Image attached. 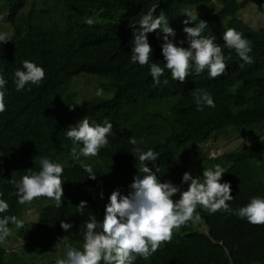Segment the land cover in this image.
Listing matches in <instances>:
<instances>
[{
  "label": "trees",
  "instance_id": "16d2710c",
  "mask_svg": "<svg viewBox=\"0 0 264 264\" xmlns=\"http://www.w3.org/2000/svg\"><path fill=\"white\" fill-rule=\"evenodd\" d=\"M250 4L264 13V0H0L4 18H0V30L9 39L0 49V74L7 81L5 108L0 112V199L9 206L0 217L20 219L23 212L33 210L36 222L19 229L8 226L15 241L45 248L42 256H33L0 245V264H38L39 260L54 264L63 257L65 244L82 250V225L90 214L103 219L108 197L119 185L111 173L120 170L121 178H128L140 164L132 155L130 137L136 139L135 147L158 154L159 168L147 167L157 170L161 182L170 181L181 191L187 189L179 186L181 177L198 161L201 141L219 136L246 138L248 143L241 142L237 152L227 156L232 166L221 179L231 186L233 199L227 203L237 209L250 197H264V28L254 30L238 17ZM204 7L207 13H197L194 22L183 23L187 19L183 13L203 12ZM149 8H155L154 16L165 15L175 32L170 39L184 40L185 26L207 22L201 35L215 37L229 57L224 73L214 79L206 71L193 73L180 82L165 70L161 80L167 78L168 83L153 85L148 65L130 62L133 34ZM86 17L93 19L91 26L84 23ZM228 28L251 42L252 63H244L233 50L224 48L222 34ZM160 35L159 29L146 34L153 49L150 62L163 66ZM24 60L41 66L45 75L39 85L27 84L17 91L13 72ZM78 84L91 87L82 95ZM98 88L103 90L100 96L95 95ZM194 89L211 94L215 107L197 111ZM72 91L82 104L77 111L72 110ZM54 116L60 121L75 116L97 123L108 119L113 135L96 156L73 160L71 143L55 136ZM43 143L54 149L46 152L48 146ZM42 157L83 178V193L66 189L60 207L50 199L17 203L12 181L35 171L32 165ZM81 163L92 167L95 179L87 176ZM178 198L179 192L173 199ZM81 201L87 202L82 211L77 208ZM61 221L72 227L62 230ZM160 246L147 259L137 256L134 264H264V223L251 224L229 212L209 213L197 206L193 218L174 229L171 239Z\"/></svg>",
  "mask_w": 264,
  "mask_h": 264
},
{
  "label": "clouds",
  "instance_id": "9594fccd",
  "mask_svg": "<svg viewBox=\"0 0 264 264\" xmlns=\"http://www.w3.org/2000/svg\"><path fill=\"white\" fill-rule=\"evenodd\" d=\"M242 2L244 0H238ZM252 5V4H250ZM154 9L149 8L139 19L140 29L134 32L131 41L130 62L140 66L148 65V70L153 85L168 83L167 78L161 80L167 70L175 81L183 82L186 76L191 74L199 75L206 71L209 78H216L224 73L226 69V57L221 46L214 42L215 37L201 35L208 27L207 22L199 20L194 27L183 28L186 34L184 40L170 39L175 37L174 30L168 25L163 13L154 16ZM244 10V9H243ZM187 19L183 21L187 25L190 21L196 20V15L185 12ZM190 17V18H189ZM1 20L4 19L0 16ZM84 23L91 26L94 21L90 17L84 19ZM159 29L161 55L163 63L150 62L149 57L153 49L147 40V33ZM7 34L0 32L1 43L7 42ZM224 48L233 50L244 63H252L250 53L251 42L242 34L232 28L226 29L222 34ZM182 46V45H185ZM243 65H241L242 67ZM44 70L34 62L24 60L21 67L13 72V83L15 89L20 91L25 85H39L44 78ZM7 81L0 74V112L4 111L5 85ZM102 89H97L95 95H102ZM86 94L87 91H79ZM72 110L77 111L78 104L75 101L72 91ZM193 103L197 111L204 107H215L214 100L206 91L194 89L192 91ZM71 108V107H70ZM56 124L55 136L60 142L67 140L71 143L70 155L73 160H80V157L96 156L97 153L108 145V136L113 135V125L108 119L101 123L89 121L87 116L70 117L69 120L60 121L56 116L51 118ZM222 137V136H219ZM46 139L45 135H42ZM217 137L206 138L199 146L198 161L190 164L181 177L180 187L187 188L181 191L180 188L170 181L161 182L156 171L147 166L158 167V154L151 148L141 150L135 147V138H129V144L133 145L132 155L140 163L133 174L128 178H121L122 171L114 170L119 180L105 205L102 220L89 215L82 225V250H77L70 245H64L63 257H57L54 264H134L137 256L147 259L157 249H161V243L171 239L172 231L193 218L197 206L206 209L209 213L217 211L229 212L240 219H245L251 224L264 223V197L253 196L248 202L237 208H230L228 201L233 199L230 183L221 182L224 173L232 166V161L227 156L236 150L210 155L204 151L203 144L208 140ZM47 144L43 143L42 146ZM47 151L54 147L47 145ZM32 149L39 150L35 144ZM40 151V150H39ZM35 164V165H34ZM32 167L35 171H28L12 181L15 187L17 203H30L34 198L47 202L52 200L57 207L61 206V199L66 195V189H73L80 195L85 189V180L81 177L64 172L61 163L42 157L34 161ZM81 168L89 178L95 179L93 169L90 165L81 163ZM179 179V178H178ZM127 192L126 194L121 193ZM179 192V198L173 199ZM103 199V193L100 194ZM86 201H81L77 206L81 211L86 206ZM8 204L0 199V213L8 210ZM77 209V210H78ZM31 213L36 215L32 220ZM38 220L33 210L22 213L20 219L15 216L0 217V245L5 250H14L13 246L5 247L2 241L8 238L15 241L10 231L9 223L14 224L17 229L24 224L34 223ZM60 227L68 231L72 225L64 221ZM17 242V241H15ZM21 243V242H19ZM29 243V242H22ZM16 251V250H14Z\"/></svg>",
  "mask_w": 264,
  "mask_h": 264
},
{
  "label": "rangeland",
  "instance_id": "374dc122",
  "mask_svg": "<svg viewBox=\"0 0 264 264\" xmlns=\"http://www.w3.org/2000/svg\"><path fill=\"white\" fill-rule=\"evenodd\" d=\"M192 13V12H190ZM197 13H207L206 7L203 8L202 11H197L192 13L196 15ZM238 17L247 25H249L254 30H259L264 28V13H260L257 11L254 5H248L244 10H241L238 13ZM0 32H3L0 30ZM91 85L88 84H78L76 88L87 91ZM241 142L248 143L249 140L240 136H229V137H217L208 140L206 143L203 144L204 151L210 155H219L223 153H227L233 150H236L239 147ZM32 220H35L36 215L31 213ZM2 244L5 247L13 246V249L17 252L24 254V255H33V256H42L45 253V248H40L36 246L33 242L29 243H19L10 240L2 241ZM42 260L38 261V264H41Z\"/></svg>",
  "mask_w": 264,
  "mask_h": 264
}]
</instances>
